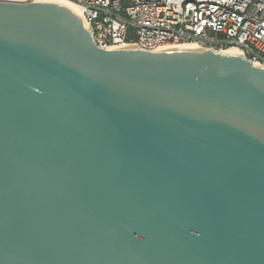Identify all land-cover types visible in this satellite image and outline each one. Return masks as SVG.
Listing matches in <instances>:
<instances>
[{
	"label": "water",
	"instance_id": "obj_1",
	"mask_svg": "<svg viewBox=\"0 0 264 264\" xmlns=\"http://www.w3.org/2000/svg\"><path fill=\"white\" fill-rule=\"evenodd\" d=\"M0 264H264V68L0 0Z\"/></svg>",
	"mask_w": 264,
	"mask_h": 264
},
{
	"label": "built area",
	"instance_id": "obj_2",
	"mask_svg": "<svg viewBox=\"0 0 264 264\" xmlns=\"http://www.w3.org/2000/svg\"><path fill=\"white\" fill-rule=\"evenodd\" d=\"M20 2L37 0H13ZM100 48H236L264 68V0H70Z\"/></svg>",
	"mask_w": 264,
	"mask_h": 264
},
{
	"label": "bare ground",
	"instance_id": "obj_3",
	"mask_svg": "<svg viewBox=\"0 0 264 264\" xmlns=\"http://www.w3.org/2000/svg\"><path fill=\"white\" fill-rule=\"evenodd\" d=\"M60 2H63L65 5H67L69 8H71L79 17H81V8L76 3L70 1V0H57ZM181 48H196L194 46H182ZM226 54H239L241 55V52L236 48H230L226 52Z\"/></svg>",
	"mask_w": 264,
	"mask_h": 264
}]
</instances>
